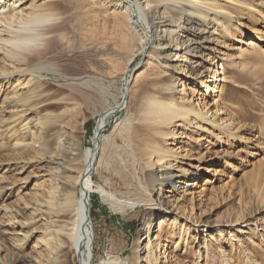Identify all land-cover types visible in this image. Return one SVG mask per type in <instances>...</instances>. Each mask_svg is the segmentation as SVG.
Here are the masks:
<instances>
[{"label": "rangeland", "instance_id": "obj_1", "mask_svg": "<svg viewBox=\"0 0 264 264\" xmlns=\"http://www.w3.org/2000/svg\"><path fill=\"white\" fill-rule=\"evenodd\" d=\"M56 3L60 11H63L61 18L47 24L40 31V38L24 52L25 60L10 62L14 56L7 54L5 47L0 54V67H25L34 74L36 84L44 96L39 100H29L27 104L43 100L46 102L37 111L20 118L22 123H29V132L12 130L11 134L8 129L12 126L8 121L10 114L3 112L1 107L3 89L5 93L11 90L7 83L2 86L0 84V182H3L0 185L4 184L10 189L0 198V264H38L37 261L48 264L57 258L60 259L59 264H78L69 243L67 247L57 250L58 236L52 232L50 224L42 219L46 216L41 211L42 203L50 199V188L56 187L60 195L64 191L66 193L67 189L59 181L55 184L46 182L42 189L37 188L38 185H33L35 180L31 177V170L37 169L36 164L27 167L20 160L35 157L39 153L37 148L27 146L26 142L33 139L38 142L48 131L58 132L62 126L59 124L42 131L36 129L33 123L40 115L45 114L52 119L53 114L66 110L69 114L63 127L66 132L60 140L65 142L62 144L66 149L70 146L84 153L93 145L94 129L102 113L125 100L122 95L125 87L122 70L127 59L123 52L116 51L112 45L116 36L114 27L123 20L120 16L122 8H115L119 1L59 0ZM113 9H116L117 17L109 13ZM243 9L242 14L246 13V19L242 20L244 24L241 27L238 26L236 40L227 38L223 42L225 47L222 49L229 54H237L233 48L239 45L241 38H248L245 32L255 33L254 28L264 32V18L259 15L264 12V0H245ZM136 31L134 34L140 36L139 31ZM261 37L259 43L264 49V33ZM142 60L143 56L138 55L130 68L132 71L128 72L133 76L130 77V107L117 111L111 118L105 130L106 139L100 164L92 175L95 189L91 196L95 234L93 264L109 257L118 258L117 264H144L141 260L137 263L133 246L137 238L144 236L147 230L143 228L149 224L150 210L147 205L141 203L120 209L115 198H104L97 192L98 188H103L109 195L121 200H133L142 195L137 183L143 178V172L131 143V136L138 124L136 96L152 89L150 84L141 82L143 79H135L136 73L147 67ZM237 61L230 71L237 84L229 81L223 83L221 95L224 99L222 102L228 108V115L233 117L235 123L244 126V131L236 133L229 128L230 134L235 132V135H229L224 142H220L215 134L210 135L209 143H205L206 148L199 149L195 145L190 147L184 143V147L194 154L188 164L198 163L205 168L201 175L205 181L197 180L198 186H204L203 190L198 186L188 187L192 193L187 200L174 202L184 218L181 215L177 217L166 226L164 232L170 249L178 251L177 258L184 264H246L251 254L260 264H264V234L261 235L262 231L251 225L264 224V52L248 54ZM224 64L228 70L226 61ZM190 68L191 65L188 66ZM155 69L161 79L167 81L171 78L168 74L162 76L164 68L161 65L156 64ZM196 88L203 91L199 85ZM206 99L212 101L210 97ZM4 120L9 122L8 125ZM175 131H184L190 135L199 133L182 127H176ZM211 149L213 153L207 155L206 152ZM211 157L215 159L208 160ZM209 168H217L218 173L215 174ZM188 169L195 171L192 167ZM9 193L11 195H6ZM176 196L179 195L173 198L176 199ZM72 197H78V188L73 191ZM181 204L185 207H180ZM69 216L68 213H58L54 218L61 221ZM18 221L31 222V226L21 227L18 225L20 223H16ZM184 222L186 227L182 226ZM153 223L152 227H157V223ZM248 223L252 228L249 233L245 231ZM200 225L202 229L207 228L205 225L212 227L208 237L213 236L224 245L232 237L241 236L240 244L233 242L226 245L229 260L221 257L213 240L212 248L202 247L204 235L197 230ZM19 231L24 235L29 233L28 237L19 235ZM178 239L180 244L176 247ZM48 242L52 247L44 245Z\"/></svg>", "mask_w": 264, "mask_h": 264}, {"label": "bare ground", "instance_id": "obj_2", "mask_svg": "<svg viewBox=\"0 0 264 264\" xmlns=\"http://www.w3.org/2000/svg\"><path fill=\"white\" fill-rule=\"evenodd\" d=\"M57 1L59 0H0V54L5 47L7 54L15 58L10 62L25 60L24 52L28 51V47L31 48L40 38L42 34L40 31L47 24L61 18L63 11L58 8ZM118 1L115 8H122L120 16L123 20L114 27L116 36L112 45L116 51L123 52L127 59L126 62L124 57L126 65L122 70L125 85L122 95L125 100L102 113L94 129L93 145L88 147L84 153L70 146L66 149L62 144L64 141L61 142L63 139L61 136L66 132V129H63L65 120L69 117L66 110L57 115L53 114L52 119L45 114L40 115L33 123L36 129L47 130L59 124L62 125V129L53 133L48 131L38 142L34 139L26 142L27 146L37 148L39 153L35 157L23 158L20 162L27 167L33 163L36 164L37 169L31 170V177L35 180L33 185H38L37 188L42 189L46 182L55 184L59 181L67 189L66 193L64 191V194L61 192L60 195L56 187L50 188V199L42 201L41 211L46 215H43L42 219L50 224L52 232L58 236L57 250L65 248L69 243L78 264H93L95 234L91 196L95 189L92 175L100 164L106 139L105 130L111 118L117 111L130 107V77L133 76L128 72L132 71L130 68L137 56L142 55V62H145L147 67L139 70L135 79H143L141 82L145 85L150 84L152 89L149 92H140L136 96L138 124L131 136L135 157L143 172V181L139 179L137 183L140 185L142 195L133 200H121L111 196L112 194L109 195L103 188H98L97 192L104 198L109 196L115 198L120 209L144 203L150 210L149 224L143 227L147 228L145 235L139 236L133 246L137 263L141 260L144 264H184L177 258L176 252L178 251L170 249L164 232L166 226L177 217L181 215L184 218V214L180 213L175 203L187 200L188 195L192 193L188 187H197V180L205 181V178L201 176L205 169L203 165L188 164L194 158V154L184 147V143L190 147L195 145L199 149L206 148L205 143H209L210 135L215 134L220 142H224L229 135L234 136L235 132L244 131V126L235 123L233 117L228 115V108L222 102L224 100L221 95L222 84L227 81L234 85L237 84L230 74L235 62H238L237 59L248 54L264 52L259 43L264 32L257 28L253 30L255 33L245 32L244 35H249L248 38H241L239 45L233 48L237 54H229L228 51L223 50L225 47L223 42L227 38L236 40L238 26L241 27L244 24L242 20L246 19L244 16L246 13L242 14L245 0ZM116 9L109 12L114 17H117ZM259 15L264 18V12H260ZM228 22L229 26L226 25ZM130 25L139 31L140 36L134 34L135 29L133 30ZM3 56L5 57L4 54ZM224 61L227 63L228 70H226ZM156 64L164 68L162 76L168 74L171 77L169 80L166 81L159 77L155 69ZM15 79L16 81L12 82ZM4 83H7L11 90L10 93H5L4 89L2 91L4 95L2 111L10 114L8 117L10 120L7 118L10 123L7 120L4 122L12 125L8 128L11 134L12 130L27 133L30 130L29 123H22L23 121L19 120L46 104L44 100L27 104L29 100L40 99L44 94L40 86H37L32 71L25 67L18 69L0 67L1 86ZM198 85L203 91L196 88ZM208 97L212 99L211 102L206 99ZM176 127L199 133L190 135L184 131H175ZM229 128L235 132L230 134ZM212 150H207V155L209 152L213 153ZM214 157L208 160L212 161ZM188 167L195 168V171ZM208 170L215 174L218 173L217 168ZM7 187L4 184L0 185V198L10 190ZM198 187L201 191L204 188V186ZM76 188H78V197L74 199L72 193ZM176 194L179 196L174 199L173 196ZM6 195H11V193ZM180 207H185V205L181 204ZM58 213H68L70 216L60 221L54 218V215ZM20 221L16 223H20L18 225L21 227L31 226V222L21 223ZM153 222L155 225L157 223V227H152ZM251 225L262 231L261 235L264 234V224L251 223ZM182 226L186 227V223L184 222ZM205 226L207 228L202 229L201 225L197 228L198 232L204 235L202 247L212 248L213 240L217 244V251L221 257L226 261L229 260L230 254L227 246L233 242L240 244L241 236L232 237L231 240L225 242L226 246L213 236L208 237L212 227ZM245 227L247 233L252 231L250 223ZM20 234L26 237L29 233L24 235L19 231ZM177 242L176 247L180 244V239ZM44 245L50 246L49 242ZM117 259L109 257L97 264H117L119 261ZM247 259L246 264H260L253 254ZM37 262L40 264V261ZM59 262L60 259L57 258L47 263L59 264Z\"/></svg>", "mask_w": 264, "mask_h": 264}]
</instances>
